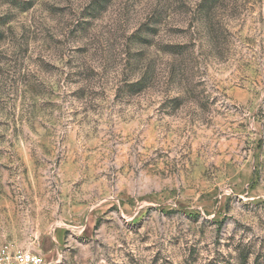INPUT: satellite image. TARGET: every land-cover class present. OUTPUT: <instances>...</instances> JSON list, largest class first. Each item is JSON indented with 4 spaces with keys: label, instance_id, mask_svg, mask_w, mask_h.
Instances as JSON below:
<instances>
[{
    "label": "rangeland",
    "instance_id": "obj_1",
    "mask_svg": "<svg viewBox=\"0 0 264 264\" xmlns=\"http://www.w3.org/2000/svg\"><path fill=\"white\" fill-rule=\"evenodd\" d=\"M5 244L264 264V0H0Z\"/></svg>",
    "mask_w": 264,
    "mask_h": 264
},
{
    "label": "built area",
    "instance_id": "obj_2",
    "mask_svg": "<svg viewBox=\"0 0 264 264\" xmlns=\"http://www.w3.org/2000/svg\"><path fill=\"white\" fill-rule=\"evenodd\" d=\"M0 264H46L42 256L17 249L10 244L0 246Z\"/></svg>",
    "mask_w": 264,
    "mask_h": 264
}]
</instances>
